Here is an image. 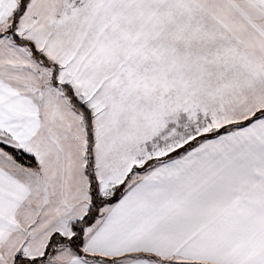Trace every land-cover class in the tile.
Masks as SVG:
<instances>
[{
	"label": "snow or ice",
	"instance_id": "1",
	"mask_svg": "<svg viewBox=\"0 0 264 264\" xmlns=\"http://www.w3.org/2000/svg\"><path fill=\"white\" fill-rule=\"evenodd\" d=\"M0 264H264V0H0Z\"/></svg>",
	"mask_w": 264,
	"mask_h": 264
}]
</instances>
